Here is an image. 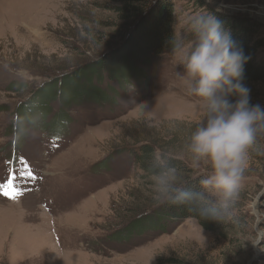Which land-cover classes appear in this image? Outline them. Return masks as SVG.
Here are the masks:
<instances>
[{"label":"rangeland","instance_id":"obj_1","mask_svg":"<svg viewBox=\"0 0 264 264\" xmlns=\"http://www.w3.org/2000/svg\"><path fill=\"white\" fill-rule=\"evenodd\" d=\"M135 1L143 14L126 20L113 0H0V264H264V138L250 151L233 224L215 233L194 219L155 225L161 204L134 153L152 144L185 163L184 180L209 175L185 149L204 112L187 92L181 54L143 65L131 40L147 18L154 23L171 9L185 52L193 39L187 22L208 12L257 23L264 43V0ZM113 57L119 80L103 72L104 80L91 86L82 78L74 88L100 90L110 102L64 110V126L55 119L62 104L53 102L46 120L16 127L45 84ZM250 100L264 106V81Z\"/></svg>","mask_w":264,"mask_h":264},{"label":"clouds","instance_id":"obj_2","mask_svg":"<svg viewBox=\"0 0 264 264\" xmlns=\"http://www.w3.org/2000/svg\"><path fill=\"white\" fill-rule=\"evenodd\" d=\"M191 46L174 36L172 53L182 55L187 92L198 99L204 117L185 145L192 166L207 165L210 174L188 186L167 153H155L149 164L153 200L186 205L201 218L225 222L234 212L249 154L264 138V106L252 104L245 85L249 57L230 30L212 12L187 22ZM146 105V104H145Z\"/></svg>","mask_w":264,"mask_h":264},{"label":"trees","instance_id":"obj_3","mask_svg":"<svg viewBox=\"0 0 264 264\" xmlns=\"http://www.w3.org/2000/svg\"><path fill=\"white\" fill-rule=\"evenodd\" d=\"M117 3H122L124 6L119 8V15H122L124 19H131L135 17L137 14H143L142 9L137 11V9L133 8L132 3L137 1L135 0H113ZM139 1V0H138ZM143 1V0H142ZM141 11L142 13H140ZM215 14L218 19L230 30L231 38L236 44L243 48L245 54L249 57L247 64L245 65V85L250 89V93L253 91V86L259 84L264 81V60L259 57V50L264 47V43L257 39L255 36L258 32L259 25L255 22H251L250 20L238 19L236 17H232L229 15L212 12ZM132 15V16H131ZM156 17V16H155ZM147 22L143 23L131 37L133 44H136V49L138 51L137 54L133 55L135 58L139 60V63L145 65L149 60L153 57H160L165 55L167 52L171 51V40L174 36V17L173 12L170 11L166 14V17L156 20L154 23L150 19H146ZM175 37V36H174ZM128 56V55H127ZM131 58V56H128ZM116 57L109 59L100 64L99 70H94L91 72H86L85 74H79L75 78H70L67 82L61 81L58 82H49L40 88L38 91L36 98L32 102L31 110H26V112H18L19 118L16 120L17 122L21 120H30L35 116H39L40 120H46V118L52 115V108L50 103L60 102L62 104V113H60L55 119L58 122L62 121L64 117V110L67 111L69 109H73L75 106L84 102L85 100L91 99V101H96L102 104L101 102H110V100L106 97L105 94H101L100 90H88V94L84 92V94H79L75 91V85H78V81L82 78L86 80L89 85H93L94 80H104L103 72H105V76L108 75L110 80H119L115 78L110 65L114 61ZM132 59V58H131ZM97 64L96 66H98ZM93 81V82H92ZM87 90V89H86ZM78 96H77V95ZM67 108V109H66ZM18 116V115H17ZM65 122L62 121L61 125L67 124L70 120L65 118ZM60 124V123H59ZM52 126V125H51ZM50 131L51 128L49 129ZM64 130H66L64 128ZM17 131V129L15 130ZM54 131V130H53ZM65 132V131H64ZM63 133V132H62ZM157 153L156 149L152 144H144L140 147L136 153H134V157L137 161V164L145 174V177L149 178V169L148 164L152 158V156ZM172 164L178 169L183 181L190 187H195L198 185L199 180L202 177L198 178H188L184 180V177L187 176L190 171L185 163L182 160H178L172 158ZM184 176V177H183ZM158 209L159 218L158 221L164 222H173L180 220H191L194 219L206 231L209 232H219L221 229L228 227L229 224H233V222L229 219L225 222H220L217 220L205 219L201 218L195 211H189L188 206L186 205H172L168 203L161 204ZM159 226V225H158ZM135 228H138L139 225H134Z\"/></svg>","mask_w":264,"mask_h":264},{"label":"snow or ice","instance_id":"obj_4","mask_svg":"<svg viewBox=\"0 0 264 264\" xmlns=\"http://www.w3.org/2000/svg\"><path fill=\"white\" fill-rule=\"evenodd\" d=\"M0 187H3V186H0ZM5 195H8V193L6 192Z\"/></svg>","mask_w":264,"mask_h":264}]
</instances>
